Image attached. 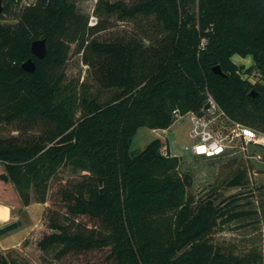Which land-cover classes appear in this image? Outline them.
I'll return each mask as SVG.
<instances>
[{
    "label": "trees",
    "instance_id": "trees-1",
    "mask_svg": "<svg viewBox=\"0 0 264 264\" xmlns=\"http://www.w3.org/2000/svg\"><path fill=\"white\" fill-rule=\"evenodd\" d=\"M13 1L2 3L9 9ZM94 13L90 24L73 0H36L16 22L0 21V120L48 124L27 143L0 139V199L28 205L33 190L39 201L50 200L52 231L38 245L54 247L58 264H264L259 252L225 251L212 238L218 226L256 211L235 194L218 200L189 192L192 174L180 173L179 155L160 151V138L132 150L140 127L168 128L174 110L202 112L210 96L233 119L264 132V83L244 78L233 59L251 55L264 72V0H98ZM114 13L152 16L165 35L149 45L95 38ZM43 37L41 58L32 42ZM73 44L101 87L118 88L105 100L82 96L80 115L63 83ZM28 58L34 71L22 66ZM68 165L86 172L65 179L52 198V181ZM247 183L246 168L228 181ZM57 203L64 215L52 207ZM0 264H9L1 253Z\"/></svg>",
    "mask_w": 264,
    "mask_h": 264
},
{
    "label": "rangeland",
    "instance_id": "rangeland-1",
    "mask_svg": "<svg viewBox=\"0 0 264 264\" xmlns=\"http://www.w3.org/2000/svg\"><path fill=\"white\" fill-rule=\"evenodd\" d=\"M35 1L14 0L10 3L9 9L3 2L4 9L0 21L16 22L20 10L27 3ZM73 1L79 11L89 15L90 24L98 20L94 13L98 0ZM123 1L132 4L138 0ZM106 17L107 28L94 34L99 40L135 38L149 45L150 42H156L165 35V31L155 28L152 16L139 15L131 18L120 17L118 13H114ZM75 48L76 45L73 44L65 66L63 83L74 97V109L76 114L80 115L83 110L80 104L82 96H97L100 100H105L118 88L101 87L93 78L89 66L83 61L82 53L75 52ZM233 59L243 66L241 74L244 78H248L253 83H264V72L256 67L251 55L235 54ZM173 112L176 120L165 131H153L146 126L140 127L133 138L132 150L140 151L153 139L160 138L162 141L160 151L165 155L168 152L171 155H179L182 159L180 173L192 174L193 184L188 188L189 192L194 193L197 198L213 193L218 200L235 194L243 208L256 211L243 219L218 226L212 233V238L216 245L225 251L232 250L241 255L257 251L264 258V147L238 141L236 147L228 148L219 155L194 153L192 146L196 140L190 137L191 134L189 135L192 127L190 111L181 114L178 110L180 115H177L175 110ZM47 126V121L42 119L20 118L12 121L1 119L0 139L27 143L33 138H38ZM244 168L247 169L248 183L243 186L228 185V181ZM84 172L86 171L76 169L72 165L61 167L59 177L52 181L50 196L55 198L57 187L63 184L65 179L79 176ZM31 194L32 199L28 205L23 204L19 197L18 200L10 202L0 199V227L16 220L22 222L18 227L0 234V253L8 259L9 264H58L54 258V247L43 250L38 245L44 232L52 231L45 219L47 208L51 205L50 200L39 201L33 190ZM52 207L58 209L61 214L66 210L61 203ZM64 220L65 218L62 217V221Z\"/></svg>",
    "mask_w": 264,
    "mask_h": 264
},
{
    "label": "built area",
    "instance_id": "built-area-1",
    "mask_svg": "<svg viewBox=\"0 0 264 264\" xmlns=\"http://www.w3.org/2000/svg\"><path fill=\"white\" fill-rule=\"evenodd\" d=\"M208 102L210 105L202 112L190 111V134L196 140L192 146L194 153L219 155L236 147L238 141L264 147L263 131L233 119L213 97L210 96ZM175 112L180 115L178 110Z\"/></svg>",
    "mask_w": 264,
    "mask_h": 264
},
{
    "label": "water",
    "instance_id": "water-1",
    "mask_svg": "<svg viewBox=\"0 0 264 264\" xmlns=\"http://www.w3.org/2000/svg\"><path fill=\"white\" fill-rule=\"evenodd\" d=\"M3 3L2 0H0V16L3 12ZM32 52L34 53V55L38 56V57H44L47 53V41L46 38H37L35 40H33L32 42ZM22 66L24 69H26L27 71H34L36 69V62L32 59V58H28L27 60H25L22 63ZM214 71L221 73V74H225L224 71L222 70V67L220 66V64H216L213 66ZM257 91L255 89H252L251 91V95L256 96L257 95ZM210 105L209 102L206 103L205 107H208ZM21 220H16V221H12L10 223H7L6 225H3L2 227H0V234L6 233L16 227H18L21 224Z\"/></svg>",
    "mask_w": 264,
    "mask_h": 264
},
{
    "label": "crops",
    "instance_id": "crops-1",
    "mask_svg": "<svg viewBox=\"0 0 264 264\" xmlns=\"http://www.w3.org/2000/svg\"><path fill=\"white\" fill-rule=\"evenodd\" d=\"M143 127V126H142ZM146 127H148V126H146ZM170 127V126H169ZM168 127V128H169ZM149 128H151V127H149ZM168 128H151L153 131H159V130H163V131H165V130H167ZM189 135H190V131H189ZM191 137V136H190Z\"/></svg>",
    "mask_w": 264,
    "mask_h": 264
}]
</instances>
